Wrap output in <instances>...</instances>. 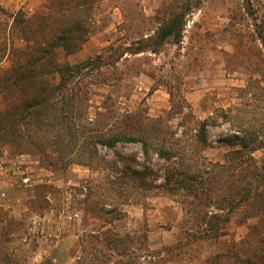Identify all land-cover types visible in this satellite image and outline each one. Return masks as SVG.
Masks as SVG:
<instances>
[{
	"label": "rangeland",
	"instance_id": "rangeland-1",
	"mask_svg": "<svg viewBox=\"0 0 264 264\" xmlns=\"http://www.w3.org/2000/svg\"><path fill=\"white\" fill-rule=\"evenodd\" d=\"M76 2L84 41L48 51L63 73L0 143V264H208L260 238L264 0ZM61 8L0 4V73Z\"/></svg>",
	"mask_w": 264,
	"mask_h": 264
},
{
	"label": "trees",
	"instance_id": "trees-1",
	"mask_svg": "<svg viewBox=\"0 0 264 264\" xmlns=\"http://www.w3.org/2000/svg\"><path fill=\"white\" fill-rule=\"evenodd\" d=\"M258 0H243V5L248 15H253L255 10L254 2ZM75 0H50V5L62 7L60 11L51 10L45 16L46 20L53 21L56 25H20L19 32L26 39L32 38V44L25 49L14 51L12 54L11 67L0 73V143H9L8 137L12 129L18 125L11 115H22L23 101L31 97L34 103L30 108L38 106L37 98L43 95L50 85L48 75L53 72H62L63 66L52 64V61L45 62V55L51 48L64 47L68 49L70 42L77 40V44L84 41V37L76 35L80 25L78 23L84 17V10L81 8L84 2ZM182 15H175L173 19L163 22L157 32V40L162 42L168 36L179 37ZM49 31L48 38H35L36 35ZM259 39L264 50V31L259 32ZM77 44L72 45L73 50ZM72 50V49H71ZM264 171V165L261 167ZM259 176V173L256 174ZM249 194L240 193L235 204ZM256 194V197L260 196ZM235 194H233V197ZM232 206V205H231ZM258 229H253L247 236L230 247L225 253L216 255L208 260V264H264V233L260 238L256 236Z\"/></svg>",
	"mask_w": 264,
	"mask_h": 264
},
{
	"label": "crops",
	"instance_id": "crops-1",
	"mask_svg": "<svg viewBox=\"0 0 264 264\" xmlns=\"http://www.w3.org/2000/svg\"><path fill=\"white\" fill-rule=\"evenodd\" d=\"M0 0L1 6L8 10H15L18 8H26L29 10H37L43 7V0Z\"/></svg>",
	"mask_w": 264,
	"mask_h": 264
}]
</instances>
